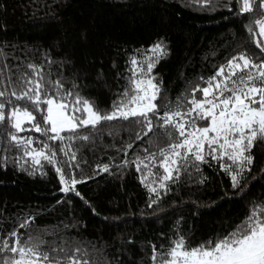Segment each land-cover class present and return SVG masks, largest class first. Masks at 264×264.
Wrapping results in <instances>:
<instances>
[{
    "label": "trees",
    "instance_id": "trees-1",
    "mask_svg": "<svg viewBox=\"0 0 264 264\" xmlns=\"http://www.w3.org/2000/svg\"><path fill=\"white\" fill-rule=\"evenodd\" d=\"M214 2L215 11L195 0H0V47L9 66L30 72L27 63L42 65L47 78L60 79L65 90L75 84L81 96L107 109L127 87L130 58L143 60L162 42L167 54L152 75L162 82L161 95L175 101L194 85L205 87L204 80L233 55L260 52L255 40L264 37L251 36L245 27L254 14L237 16L236 0L227 8L220 6L227 0ZM196 96L202 98L199 92ZM34 114L37 121L42 119ZM128 123L106 122L98 138L76 141L77 160L71 169L64 163L67 157L57 151V166L85 181L76 185L79 197L61 191L58 174L44 161L36 175L31 169L21 171L12 163L19 152L0 135V157H9L7 166L0 167V239L14 229L26 238L28 230L19 229V224L34 217L32 227L40 232L55 231L74 244L82 242L90 253L94 245L100 250L93 253L99 264H152L150 245L167 249L177 231L192 246L224 236L254 203L264 202V149L254 147L251 171L244 172L239 188H233L230 175L208 157L199 172L190 167L148 207L153 194L141 183L135 166H122V161L143 157L145 147L155 150L149 143L152 133L135 140ZM5 128L0 124V130ZM20 135L33 137V147L41 141L60 147L59 141H47L35 131ZM129 143L132 147L125 154ZM224 162L230 163L227 158ZM103 164L110 165L109 172L99 170L97 165Z\"/></svg>",
    "mask_w": 264,
    "mask_h": 264
},
{
    "label": "snow or ice",
    "instance_id": "snow-or-ice-1",
    "mask_svg": "<svg viewBox=\"0 0 264 264\" xmlns=\"http://www.w3.org/2000/svg\"><path fill=\"white\" fill-rule=\"evenodd\" d=\"M195 2L205 9H217L214 0ZM231 2L227 0L220 6L227 8ZM236 3L237 16L254 14L248 17L247 32L253 37H264V0ZM255 44L260 49L258 54L242 51L233 55L211 77L200 78L205 87L194 85L172 101L161 95L162 82L152 75L156 64L167 54L164 44L156 43L149 50L150 56L143 60L130 58L127 87L107 109L81 96L75 91V84L65 90L60 79L47 78L42 65L27 63L24 67L30 72L19 71V65L9 66L0 47V124H6L0 135H5L9 147L19 152L12 163L19 165L21 171L31 169L30 174L36 175L43 169L44 161L58 174L61 191L78 197L81 194L76 185L85 181L72 172L66 175L65 169L57 166V151L67 157L64 163L71 169L77 160L74 143L98 138L106 122L118 120L129 122L126 127L135 140L152 133L149 143L155 150L145 147L143 157L122 161V166H135L141 173V183L153 194L148 207L157 204L161 190L167 193L169 183L178 182L190 167L199 172L208 157L230 175L232 187L239 188L244 172L251 171L252 149H264V59L260 58L264 56V41L257 39ZM198 92L202 98H197ZM34 113L42 119L37 121ZM84 128L93 131L81 134ZM32 131L47 141H59L60 147L56 149L45 141L33 147V137L20 135ZM131 147V143L126 145L125 154ZM225 158L230 163H225ZM8 162V156L0 157V167H6ZM79 166L75 163V167ZM97 167L102 172L110 171L109 164ZM34 219L25 218L19 224V229L28 230L26 238L25 233L14 229L7 239H0V264H99L93 253L100 250L94 245L90 253L82 242L74 244L55 231L40 232L32 227ZM150 249L152 264H264V202L254 203L245 219L224 236L192 246L187 236L177 231L167 249H158L155 244Z\"/></svg>",
    "mask_w": 264,
    "mask_h": 264
}]
</instances>
